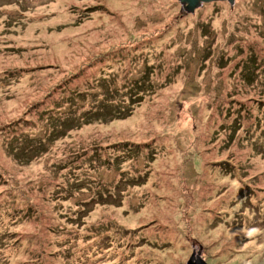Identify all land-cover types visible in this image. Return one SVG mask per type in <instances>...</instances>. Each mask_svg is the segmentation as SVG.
<instances>
[{
    "label": "rangeland",
    "instance_id": "374dc122",
    "mask_svg": "<svg viewBox=\"0 0 264 264\" xmlns=\"http://www.w3.org/2000/svg\"><path fill=\"white\" fill-rule=\"evenodd\" d=\"M193 254L264 264V0H0V264Z\"/></svg>",
    "mask_w": 264,
    "mask_h": 264
},
{
    "label": "water",
    "instance_id": "95a60500",
    "mask_svg": "<svg viewBox=\"0 0 264 264\" xmlns=\"http://www.w3.org/2000/svg\"><path fill=\"white\" fill-rule=\"evenodd\" d=\"M183 6V9L187 13H193L201 4L211 3V2H224L228 1L232 3L233 0H178ZM199 254V253H198ZM187 264H206L201 258L200 255L193 254L189 259Z\"/></svg>",
    "mask_w": 264,
    "mask_h": 264
},
{
    "label": "trees",
    "instance_id": "16d2710c",
    "mask_svg": "<svg viewBox=\"0 0 264 264\" xmlns=\"http://www.w3.org/2000/svg\"><path fill=\"white\" fill-rule=\"evenodd\" d=\"M185 11V10H184ZM185 13H186V11H185ZM249 63H253V61H252V59H249V62H248V64ZM242 65H244V64H242ZM256 66V65H255ZM136 84H138V86H141V85H143V81L142 80H140V81H138V82H136ZM138 89H140L141 90V87H139ZM98 111V110H97ZM89 114V112L87 111V112H85L83 115L84 116H87ZM74 116H76V115H74ZM151 154V153H150ZM58 196V195H57ZM104 197H106V195H103ZM99 232L100 231H97V234H99ZM106 232V231H105ZM101 234V233H100ZM104 237H102V239H103ZM111 238H113V237H111ZM115 240V239H114ZM117 241V240H116ZM118 242V241H117ZM121 248V246H119V245H116V250H118L117 248ZM107 248V250H111V251H113V249H112V245H110V244H108V246L106 247ZM119 248V249H120ZM123 258H126V256H123ZM126 260H128V258L126 259ZM122 261V258H120V262ZM125 264H128L127 262H124Z\"/></svg>",
    "mask_w": 264,
    "mask_h": 264
}]
</instances>
